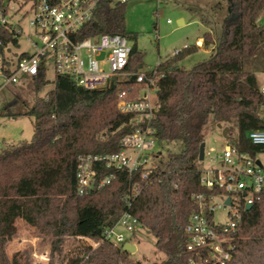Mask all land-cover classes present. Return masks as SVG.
Returning a JSON list of instances; mask_svg holds the SVG:
<instances>
[{"label": "trees", "instance_id": "16d2710c", "mask_svg": "<svg viewBox=\"0 0 264 264\" xmlns=\"http://www.w3.org/2000/svg\"><path fill=\"white\" fill-rule=\"evenodd\" d=\"M5 1L0 0V7ZM124 4H103L81 37L126 34ZM202 38L205 46L216 44L208 59L190 69L181 65L199 50L195 44L156 67L160 106L151 125L159 142L181 141L184 148L169 150L164 164L158 153L155 168L146 178L115 171L110 184L88 195L78 191V156L119 151L121 139L137 126L134 114L121 112L118 101L123 90L130 92V98L142 90L136 80L145 68L139 48L132 49L126 77L113 78L107 87L88 89L66 75H57L51 82L42 73L27 79L36 93L51 83L54 87L38 95L34 104L15 96L18 86L4 92L0 115H28L35 121L30 141L0 148V264H12L5 247L22 214L42 222L43 229L56 237L49 264H122V247L101 240L126 212L151 231L157 248L166 254V260L152 264H187L193 257L185 233L196 208L193 195L210 191L201 184L197 166L210 119L229 126L232 144L239 151L256 158L264 153L248 137L250 131L264 130V117L259 114L264 94L255 71L247 69L250 65L264 70L263 64H257L264 52V0H228L221 35L215 39L208 31ZM134 182L141 189L129 206L124 196ZM68 232L77 238L64 239ZM87 239L101 242L94 248ZM232 242L233 258L228 264H264V197L243 212Z\"/></svg>", "mask_w": 264, "mask_h": 264}, {"label": "built area", "instance_id": "2783aa9c", "mask_svg": "<svg viewBox=\"0 0 264 264\" xmlns=\"http://www.w3.org/2000/svg\"><path fill=\"white\" fill-rule=\"evenodd\" d=\"M127 1L6 0L5 6L0 7V110L6 90L42 73L47 79L51 66L55 77L69 76L88 89L107 87L113 78L126 75L134 47L126 34L101 33L85 37L81 34L96 19L103 4L118 6ZM29 15L32 35L28 38L34 50L20 53L10 50L19 45L25 34L22 21ZM33 36L37 37L38 43L31 39ZM158 78L157 69L142 71L136 80L144 86V94L130 98L129 91L119 93L118 109L134 114L137 126L121 139L119 151L78 156L76 177L80 194L88 195L110 184L115 171H126L130 176L140 174L141 178L152 173L160 153L156 151L159 141L151 125L160 106L157 95L151 94L157 89ZM261 91L264 94V86ZM248 137L264 149V130L250 131ZM207 157L213 165L200 169V182L210 191L193 195L196 208L185 227L187 250L193 257L187 264H228L233 258L232 237L242 221L243 212L247 211V205L253 206L264 197V163L260 158L239 151L229 141L221 153L206 148L204 160ZM140 189L139 182L132 183L130 193L124 196L129 206ZM228 199H231L230 203ZM218 211L224 212L227 221L216 217ZM136 224H140L137 217L126 212L114 227L105 231L101 241L107 239L120 246L125 237L117 227L131 231ZM87 240L94 248L97 246L93 240Z\"/></svg>", "mask_w": 264, "mask_h": 264}, {"label": "rangeland", "instance_id": "374dc122", "mask_svg": "<svg viewBox=\"0 0 264 264\" xmlns=\"http://www.w3.org/2000/svg\"><path fill=\"white\" fill-rule=\"evenodd\" d=\"M218 3H221L220 7ZM123 14L125 33L130 44L136 45L143 53L145 68L142 71H148L156 69L159 62L173 55L176 50H182L186 45L197 44V39L201 38L205 32L211 31L213 37L218 39L222 33L223 20L228 14V0H128L123 5ZM29 18L30 15L22 21L25 34L21 36L19 45L10 50H16L19 53L34 50V45L28 38L32 35L28 25ZM181 19L184 21L183 25L179 24ZM31 39L38 43L37 37L33 36ZM200 45L204 46V42ZM208 51V49L200 48L186 57L181 65L186 69L192 68L196 63L210 57L211 52ZM257 64L264 65V52L258 56ZM247 69H253L260 88L264 86V70L260 66L253 68L250 65ZM120 77H126V75ZM47 79L51 82L55 79L53 66L49 67ZM53 87L54 84L51 83L36 93L34 86L25 82L16 88L15 96L17 95L28 105H32L38 95H45ZM140 94H144V90H141ZM151 94L156 96L157 89L151 91ZM259 114L264 117V106ZM34 121L35 118L28 115H0V148L23 140L30 141L34 133ZM222 125L229 127L226 124ZM228 135V138H225L223 128L211 118L204 132L207 151L212 149L215 153H221L228 141L233 143L230 132ZM183 148L184 144L181 141H160L156 151L162 153L161 159L164 164L169 150L179 152ZM258 158L264 163V153L258 154ZM212 165L209 157L197 161L199 169ZM216 217L227 221L223 211H218ZM43 227L45 226L41 222L33 230L23 227L17 229L14 239H10L5 247L12 264H15L14 259L11 258L14 253L17 264H49L51 244L56 237L49 231H45ZM117 230L124 233L125 237L124 242L119 243L120 247H123L125 242H131L137 246L136 251L123 250L122 264H152L166 260V254L157 248L156 238L148 228L136 224L131 231L122 226H118ZM74 238L77 237L70 232L64 236V239ZM88 242L92 245L90 241ZM94 243L97 246L100 244L96 241ZM42 256L46 260H42Z\"/></svg>", "mask_w": 264, "mask_h": 264}, {"label": "crops", "instance_id": "0c3cea01", "mask_svg": "<svg viewBox=\"0 0 264 264\" xmlns=\"http://www.w3.org/2000/svg\"><path fill=\"white\" fill-rule=\"evenodd\" d=\"M202 42H204V40H203V38L201 37V38H199V39H197V44H198V46H199V49L200 48H204V49H208L209 51L208 52H211L210 54H212V53H214L215 52V50H216V44H214V45H211V46H202L201 47V43ZM210 50H212V51H210ZM39 224H40V222L39 221H32L28 216H26L25 214H22V215H20L17 219H16V221H15V228H16V231H17V229L19 228V227H23L24 229H26V228H28V229H31V230H33V229H36L38 226H39ZM23 228H22V230H23ZM15 235H16V233L14 234V236L12 237L13 239H14V237H15ZM137 247V246H136ZM13 256V255H12ZM11 256V258H13ZM14 256H15V254H14Z\"/></svg>", "mask_w": 264, "mask_h": 264}, {"label": "water", "instance_id": "95a60500", "mask_svg": "<svg viewBox=\"0 0 264 264\" xmlns=\"http://www.w3.org/2000/svg\"><path fill=\"white\" fill-rule=\"evenodd\" d=\"M179 24L180 25H183L184 24V21L181 19L179 20ZM219 127L223 128V136L225 138H228V133H229V127H223V125L221 123H219ZM205 149H206V144L205 142H203L200 146V155H199V160H204L205 158ZM258 163L261 164V161L258 160ZM228 203L231 202V199H228L227 200ZM252 208L251 205H247V208L246 210H250ZM123 250L125 251H136L137 247L135 244L131 243V242H125L123 247H122Z\"/></svg>", "mask_w": 264, "mask_h": 264}]
</instances>
